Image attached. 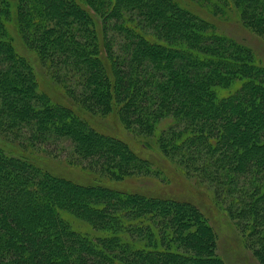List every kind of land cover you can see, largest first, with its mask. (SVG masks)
Wrapping results in <instances>:
<instances>
[{
    "label": "trees",
    "instance_id": "trees-1",
    "mask_svg": "<svg viewBox=\"0 0 264 264\" xmlns=\"http://www.w3.org/2000/svg\"><path fill=\"white\" fill-rule=\"evenodd\" d=\"M84 2L104 10L105 34L114 33L105 43L111 73L75 0H0V137L68 138L114 180L149 163L38 90L13 44L15 10L24 42L92 107L152 132L170 119L167 149L207 150L237 176L264 172V65L250 47L175 0ZM237 3L241 22L264 37V0ZM208 218L190 202L55 176L0 147V264H226Z\"/></svg>",
    "mask_w": 264,
    "mask_h": 264
},
{
    "label": "rangeland",
    "instance_id": "rangeland-1",
    "mask_svg": "<svg viewBox=\"0 0 264 264\" xmlns=\"http://www.w3.org/2000/svg\"><path fill=\"white\" fill-rule=\"evenodd\" d=\"M75 1L93 20L101 59L110 69L105 43L114 37V33L105 34L104 10L97 12L84 0ZM175 1L212 24L213 30L250 47L253 59L264 65V37L241 22L238 0ZM13 11L9 24L13 44L32 68L38 90L49 96L52 103L70 109L97 132L122 140L131 152L149 163L134 164L120 181L106 172L111 169L101 161L79 155L68 138H58L57 141L51 138L45 144L28 139L23 134L28 131L24 130L20 136L16 133L2 135L0 147L42 171L79 184L94 182L121 193L196 204L209 217L214 229L215 256L226 264H264V172L237 176L230 172L228 165L218 164L212 153L206 154L207 150L199 156L192 154L195 151L187 147L185 152L171 147L167 149L170 139L168 128L174 123L170 119L161 121L157 130L152 132L135 124L127 125L115 108L107 112L92 107L81 99L78 91L68 88L75 85L74 80L58 72L24 42ZM173 128L180 129V126L174 125ZM261 195L263 197L259 198ZM239 210H243L242 214Z\"/></svg>",
    "mask_w": 264,
    "mask_h": 264
}]
</instances>
